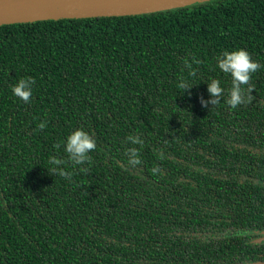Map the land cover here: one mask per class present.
<instances>
[{"label":"trees","instance_id":"16d2710c","mask_svg":"<svg viewBox=\"0 0 264 264\" xmlns=\"http://www.w3.org/2000/svg\"><path fill=\"white\" fill-rule=\"evenodd\" d=\"M239 49L262 67L232 109L217 58ZM212 79L224 95L203 107ZM78 129L97 143L82 165L65 151ZM263 232L264 0L0 25V264L264 262Z\"/></svg>","mask_w":264,"mask_h":264},{"label":"clouds","instance_id":"9594fccd","mask_svg":"<svg viewBox=\"0 0 264 264\" xmlns=\"http://www.w3.org/2000/svg\"><path fill=\"white\" fill-rule=\"evenodd\" d=\"M193 62L199 64L198 59L193 58ZM218 68L226 73L230 74L232 78V86L228 91V99L226 103L235 109L237 106L249 103L253 100L251 93L254 89L249 86L252 78V74L259 71L262 65L254 61L251 55L243 50H235L232 52L225 51L217 58ZM185 68L188 69V76L195 77L197 75V69L192 68V64L185 60ZM178 88L182 89L183 92L189 91L194 86L189 83V80L181 76L179 78ZM35 84V80L32 77L21 78L18 83L12 87V93L22 100L24 103H29L32 98V86ZM207 91L212 97L210 100L205 101L201 98L200 102L203 107H207L211 104L213 107L220 103L222 96L224 95V89L220 86V80L212 79L210 83L207 84ZM244 86L247 87L245 90ZM47 126V121H42L38 127L40 130H44ZM132 144H139L143 146V140L139 137L129 136L127 138ZM54 147L59 148L60 144H56ZM97 143L93 135L83 129H78L74 131L67 137L65 144V151L68 154V162L74 165H82L86 162L91 161V157L88 155L89 152L96 150ZM126 154L129 155V164L133 167L139 165L142 161L140 159V153L136 148H130L126 150ZM52 165L60 166L66 163L63 159H58L52 157L49 160ZM52 173L58 174L59 176L70 179L71 173L63 170L59 167L52 168ZM82 172H87V169H81ZM153 173L159 171L158 168L152 169Z\"/></svg>","mask_w":264,"mask_h":264},{"label":"water","instance_id":"95a60500","mask_svg":"<svg viewBox=\"0 0 264 264\" xmlns=\"http://www.w3.org/2000/svg\"><path fill=\"white\" fill-rule=\"evenodd\" d=\"M202 0H0V25L47 19L133 15L181 7ZM264 240L262 237L258 243ZM235 264H264L262 261Z\"/></svg>","mask_w":264,"mask_h":264},{"label":"bare ground","instance_id":"6f19581e","mask_svg":"<svg viewBox=\"0 0 264 264\" xmlns=\"http://www.w3.org/2000/svg\"><path fill=\"white\" fill-rule=\"evenodd\" d=\"M149 1V0H146V2ZM151 2H154V3H159V1H164V0H150ZM175 1H182V0H175ZM167 2H173V0H167Z\"/></svg>","mask_w":264,"mask_h":264}]
</instances>
